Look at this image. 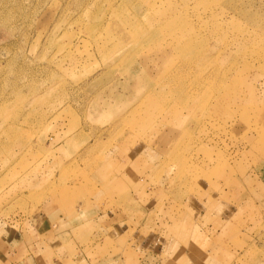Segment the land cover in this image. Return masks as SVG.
<instances>
[{"label": "rangeland", "instance_id": "obj_1", "mask_svg": "<svg viewBox=\"0 0 264 264\" xmlns=\"http://www.w3.org/2000/svg\"><path fill=\"white\" fill-rule=\"evenodd\" d=\"M263 33L264 0H0V264L65 207L96 225L45 264H264Z\"/></svg>", "mask_w": 264, "mask_h": 264}, {"label": "crops", "instance_id": "obj_2", "mask_svg": "<svg viewBox=\"0 0 264 264\" xmlns=\"http://www.w3.org/2000/svg\"><path fill=\"white\" fill-rule=\"evenodd\" d=\"M66 211L69 213L64 214L61 216H57L55 213H49L48 215V220L49 225L44 228V223L42 224L43 229L40 228V232H38L36 236V243L41 247H44L46 244L43 242V238H49V245L54 243H59L61 246V250L65 251L66 254L68 253L67 247L70 246L73 248L74 245V240L79 237L81 240H83L84 236L87 237L86 235V230L94 228L97 221L96 219L93 218V210L87 209L85 210H80L78 209H73L72 207H65ZM72 211V212H71ZM66 212V213H67ZM45 222V221H44ZM57 226L56 232L53 231V227ZM49 229V232H48ZM48 232V233H44ZM43 233V234H42ZM26 242L24 241L23 243H19L17 246H15L14 253L16 254L17 252V257L14 259V257L11 258L12 262H9L8 264H45L46 257L44 255H41L39 252V249L35 248L36 250L30 251L29 256H25V254L22 256L24 250H25V244ZM73 244V245H72ZM36 245V246H37ZM35 246V247H36ZM33 253V254H32ZM39 256L38 257H36ZM22 256V257H21ZM74 260H82L81 257L75 256L73 259H70V261Z\"/></svg>", "mask_w": 264, "mask_h": 264}, {"label": "bare ground", "instance_id": "obj_3", "mask_svg": "<svg viewBox=\"0 0 264 264\" xmlns=\"http://www.w3.org/2000/svg\"><path fill=\"white\" fill-rule=\"evenodd\" d=\"M258 27V26H257ZM260 27V26H259ZM256 31V30H255ZM263 31V30H262ZM261 31V32H262ZM258 33V32H257ZM264 34V33H263ZM119 36V35H118ZM263 37V36H262ZM182 46V45H181ZM186 46V45H185ZM184 48V47H183ZM178 49V48H177ZM176 49V50H177ZM257 50V49H256ZM260 51V49L257 51V53H258V55L260 56L261 55V53L259 52ZM263 54V53H262ZM245 59V58H244ZM247 59V58H246ZM255 59H256V57H255ZM264 60V59H263ZM262 62V61H261ZM249 64V63H248ZM247 65V64H246ZM244 66V65H243ZM248 66V65H247ZM249 68V67H248ZM251 73V72H250ZM209 76H211V75H209ZM244 81V80H243ZM193 94V93H192ZM191 95V94H190ZM257 102V101H256ZM252 108V107H251ZM249 113V112H248ZM248 115V114H247ZM255 116V115H254ZM10 119H11V117H9ZM6 121V120H5ZM7 122V121H6ZM16 123V122H15ZM258 127V126H257ZM256 128V127H255ZM255 133V132H254ZM250 149V148H249Z\"/></svg>", "mask_w": 264, "mask_h": 264}]
</instances>
